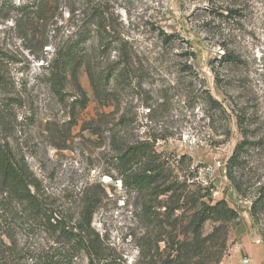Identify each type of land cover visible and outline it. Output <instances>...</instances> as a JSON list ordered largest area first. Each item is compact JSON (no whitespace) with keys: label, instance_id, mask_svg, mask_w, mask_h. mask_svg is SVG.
Masks as SVG:
<instances>
[{"label":"rangeland","instance_id":"obj_1","mask_svg":"<svg viewBox=\"0 0 264 264\" xmlns=\"http://www.w3.org/2000/svg\"><path fill=\"white\" fill-rule=\"evenodd\" d=\"M94 2L100 3L114 28L107 30L108 53L99 47L97 36L87 44L89 66L80 69L78 83L88 102L75 112L70 105L77 98L73 86L68 85L65 102L55 98L41 82L42 63L36 57L50 58L80 29L91 13L86 1H44L48 18L35 27V36L28 31L32 42L22 38V25L0 19V48L14 56V64L6 67L8 76L26 100L9 115L10 124H0V139L26 164L40 195L56 201L73 222L92 194L98 201L93 230L117 264H136L145 233L138 216L141 198L118 180L111 140L155 138L158 152L191 159L211 199H223L238 212L220 264H264V221L255 224L250 214L254 194L264 185V0ZM159 31L175 35L172 44L163 45ZM41 34L49 43L43 53ZM122 52L132 56V84L119 89L106 76L121 63ZM231 54L240 63L228 64ZM185 64L193 75L180 72ZM206 93L225 116L209 108ZM3 96L9 95L0 90ZM237 117L250 125L244 182L254 194L247 198L237 194L225 175L228 158L244 139ZM225 126L227 136L215 135L213 127ZM29 233L17 228L14 240L3 239L6 250L21 254L23 262L52 243L45 234ZM77 264L87 261L81 258Z\"/></svg>","mask_w":264,"mask_h":264},{"label":"trees","instance_id":"obj_2","mask_svg":"<svg viewBox=\"0 0 264 264\" xmlns=\"http://www.w3.org/2000/svg\"><path fill=\"white\" fill-rule=\"evenodd\" d=\"M44 1L0 0V19L11 20L15 26L22 25L19 29L22 38L32 42L28 31L35 36L38 30L35 27L44 25L48 18ZM85 1L91 12L88 20L57 47L50 58L43 54L36 57L42 63L41 82L55 98L65 102L67 87L69 84L73 86L77 97L70 104L73 112L84 109L88 102L78 83L80 69L89 66L87 44L97 36L99 47L108 53L110 47L105 46L109 36L107 30L114 28L100 3ZM174 38L175 35L159 31V40L165 46L172 44ZM116 42L112 40V44ZM39 44L42 53L44 47L49 46L42 34ZM226 58L232 66L240 63L233 54ZM121 59L118 66L109 70L106 80L114 87L124 89L132 84V56L122 52ZM12 64L14 56L0 48V90L9 95L0 98V124L9 123L13 110L26 104V100L16 93L15 82L8 76L6 67ZM180 72L194 74L186 64ZM214 76L218 80L217 73ZM204 100L216 115L225 116L222 107L207 93ZM150 112L152 110L148 107ZM241 119L237 117V126L244 139L236 144L228 158L225 175L237 194L247 198L254 194L244 182L245 157L252 143L247 139L250 125ZM213 130L215 135L227 136L228 133L227 126L213 127ZM156 142L155 138L132 143H120L116 137L111 140L118 180L123 188L141 198L138 216L145 233L139 245L140 263L220 264L227 254L230 227L239 219L238 212L223 199H211V190L198 179L197 167H193L191 159L158 152ZM38 186L26 164L17 160L8 144L0 139V264H77L81 258H85L87 264H117L116 258L92 228L98 204L92 194L83 202L78 221L73 222L60 211L56 201L40 195ZM250 214L255 224L264 221V185L254 194ZM207 226L210 227L208 232L205 231ZM17 228L24 233L45 234L52 243L27 258L31 263L29 260L23 262L21 254L6 250L3 240H14ZM262 236L264 239V229Z\"/></svg>","mask_w":264,"mask_h":264},{"label":"crops","instance_id":"obj_3","mask_svg":"<svg viewBox=\"0 0 264 264\" xmlns=\"http://www.w3.org/2000/svg\"><path fill=\"white\" fill-rule=\"evenodd\" d=\"M246 249L248 250L247 252H250V251H249V247H247Z\"/></svg>","mask_w":264,"mask_h":264}]
</instances>
